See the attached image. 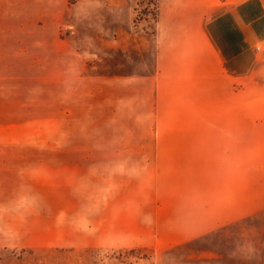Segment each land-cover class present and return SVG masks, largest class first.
Wrapping results in <instances>:
<instances>
[{
	"label": "rangeland",
	"instance_id": "1",
	"mask_svg": "<svg viewBox=\"0 0 264 264\" xmlns=\"http://www.w3.org/2000/svg\"><path fill=\"white\" fill-rule=\"evenodd\" d=\"M0 1V264H240L210 205L264 173V71L213 83L162 28L227 0Z\"/></svg>",
	"mask_w": 264,
	"mask_h": 264
},
{
	"label": "crops",
	"instance_id": "2",
	"mask_svg": "<svg viewBox=\"0 0 264 264\" xmlns=\"http://www.w3.org/2000/svg\"><path fill=\"white\" fill-rule=\"evenodd\" d=\"M257 1L260 0H227L224 5L229 9L212 17L209 9H197L190 20L182 15H176L175 19L166 16L162 28L175 38V49L181 48L182 59L197 60L193 66H198L199 72L201 64L207 66L209 81L216 82L217 70L221 71L218 74L220 78L242 79L255 67L261 66L264 71V64L260 65L259 53L255 51L258 48L256 30H250L253 24L263 19V16L254 14L258 11ZM2 9L0 1V17ZM249 10L252 12L249 13ZM249 15L252 16L251 22ZM260 32L263 34L264 30ZM258 43H264V37ZM261 49L258 48V51ZM226 174L222 199L215 198L210 205L215 213L209 221V238L213 234L218 238L224 258H238L242 264L243 254L254 250L256 260L264 264V173H236L239 179L231 177L230 180H227ZM239 187H243L245 194L251 187L254 191L252 202L247 196L237 197L234 194ZM249 237L254 240L249 241ZM249 242L254 245H249Z\"/></svg>",
	"mask_w": 264,
	"mask_h": 264
}]
</instances>
